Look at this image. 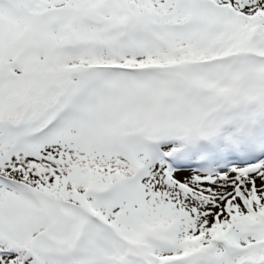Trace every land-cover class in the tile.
I'll use <instances>...</instances> for the list:
<instances>
[{
  "label": "snow or ice",
  "instance_id": "1",
  "mask_svg": "<svg viewBox=\"0 0 264 264\" xmlns=\"http://www.w3.org/2000/svg\"><path fill=\"white\" fill-rule=\"evenodd\" d=\"M0 264H264V0H0Z\"/></svg>",
  "mask_w": 264,
  "mask_h": 264
}]
</instances>
